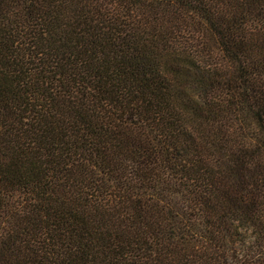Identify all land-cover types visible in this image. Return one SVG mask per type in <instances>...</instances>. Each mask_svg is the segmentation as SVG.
Returning a JSON list of instances; mask_svg holds the SVG:
<instances>
[{"label":"trees","instance_id":"16d2710c","mask_svg":"<svg viewBox=\"0 0 264 264\" xmlns=\"http://www.w3.org/2000/svg\"><path fill=\"white\" fill-rule=\"evenodd\" d=\"M0 264H264V0H0Z\"/></svg>","mask_w":264,"mask_h":264}]
</instances>
